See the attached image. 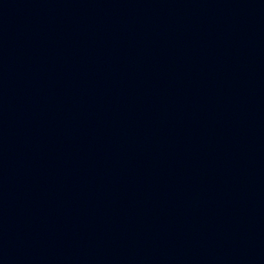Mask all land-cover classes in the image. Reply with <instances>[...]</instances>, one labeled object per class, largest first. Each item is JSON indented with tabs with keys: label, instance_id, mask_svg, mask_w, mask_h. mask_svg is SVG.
Wrapping results in <instances>:
<instances>
[{
	"label": "water",
	"instance_id": "1",
	"mask_svg": "<svg viewBox=\"0 0 264 264\" xmlns=\"http://www.w3.org/2000/svg\"><path fill=\"white\" fill-rule=\"evenodd\" d=\"M0 264H264V0H0Z\"/></svg>",
	"mask_w": 264,
	"mask_h": 264
}]
</instances>
